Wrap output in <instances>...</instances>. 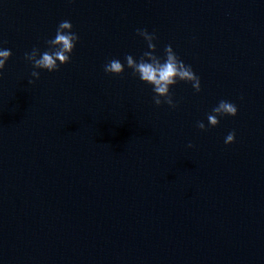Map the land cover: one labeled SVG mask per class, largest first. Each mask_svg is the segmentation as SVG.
Returning a JSON list of instances; mask_svg holds the SVG:
<instances>
[{"label":"water","instance_id":"95a60500","mask_svg":"<svg viewBox=\"0 0 264 264\" xmlns=\"http://www.w3.org/2000/svg\"><path fill=\"white\" fill-rule=\"evenodd\" d=\"M64 20L70 62L33 78ZM138 28L200 92L153 103ZM0 49V264H264V0H0ZM220 100L237 114L210 127Z\"/></svg>","mask_w":264,"mask_h":264},{"label":"clouds","instance_id":"9594fccd","mask_svg":"<svg viewBox=\"0 0 264 264\" xmlns=\"http://www.w3.org/2000/svg\"><path fill=\"white\" fill-rule=\"evenodd\" d=\"M136 34L143 38L147 44V51H144L137 59L131 54H126L124 61L128 69H131L132 75L148 85L152 86L154 93L152 100L156 106L162 103L171 108H175L172 94L169 89L177 84L178 81L191 83L195 92H200V78L193 72L190 65H186L178 55L173 51L172 46L165 45L163 57L156 54L157 39L155 32L149 33L146 28H138ZM79 40L78 35L72 31V24L68 20L61 21L56 29L55 37L46 41L47 50L41 52L39 48L34 47L31 52L25 53V60L32 64L33 71L30 75L39 79V70L54 72L59 70V66L70 62V54ZM10 49H0V75L5 67L6 61L11 57ZM125 63L119 59H111L104 65V72L111 75H120L125 70ZM33 83L32 80L28 81ZM237 107L234 103L226 100H220L212 109L211 114L207 115L208 125L215 127L220 122V117L235 116ZM196 127L205 130V124L198 121ZM235 132H229L225 138V144L234 142ZM188 147H192L191 144Z\"/></svg>","mask_w":264,"mask_h":264}]
</instances>
